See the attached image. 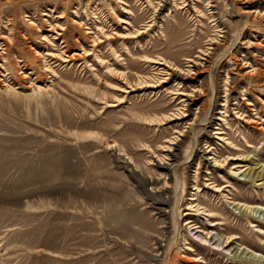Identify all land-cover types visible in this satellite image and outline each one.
Returning a JSON list of instances; mask_svg holds the SVG:
<instances>
[{"label": "rangeland", "instance_id": "obj_1", "mask_svg": "<svg viewBox=\"0 0 264 264\" xmlns=\"http://www.w3.org/2000/svg\"><path fill=\"white\" fill-rule=\"evenodd\" d=\"M0 264H264V0H0Z\"/></svg>", "mask_w": 264, "mask_h": 264}]
</instances>
